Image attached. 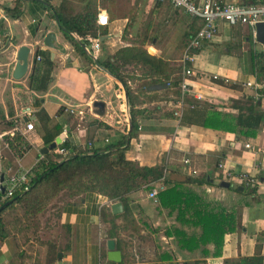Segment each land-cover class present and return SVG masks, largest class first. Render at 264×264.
I'll return each mask as SVG.
<instances>
[{"label": "crops", "instance_id": "crops-1", "mask_svg": "<svg viewBox=\"0 0 264 264\" xmlns=\"http://www.w3.org/2000/svg\"><path fill=\"white\" fill-rule=\"evenodd\" d=\"M136 1L154 11L151 38L145 42L148 53L170 67L179 65L199 20L178 10L182 42L180 37L161 41L152 35L160 29L158 14L170 3ZM51 6L64 7L63 0H0V174L5 179L12 171L30 169L44 154L45 133L57 132L55 141L66 139L69 151L105 150L127 138L130 105L138 128L127 139L125 157L138 166H160L163 176L129 192L126 207L95 190L65 195L62 189L50 203L49 243L17 244L4 227L0 264H228L256 251L264 264V119L254 136L244 134L247 126L237 123L251 105L264 113V49L255 38V27L219 21L216 35L185 61L189 75L182 66V73L178 69L170 75L178 85L169 87L152 81L156 73L128 79L130 103L121 81L97 64L133 45L131 32L123 37L125 17L114 23L109 18L108 26H101L107 32L98 35L100 50L94 58L82 47L75 48ZM49 32L55 35L56 48L44 44ZM20 46L29 49L28 66L15 79ZM183 80L188 92L181 91ZM96 101L104 104L102 110L94 106ZM214 112L230 119L236 131L204 127ZM26 120L33 123V131H25ZM16 125L18 131L13 132ZM16 135L28 142L26 151L2 146L4 136ZM242 175L255 179L253 190ZM172 187L194 196L183 214L182 202L170 206L159 199L161 191ZM152 189L157 190L155 197L149 196ZM115 202L121 203L118 212L112 208ZM196 207L234 215L235 229L224 234L219 254L212 242L199 240L202 227L192 215ZM110 239L120 262L108 259Z\"/></svg>", "mask_w": 264, "mask_h": 264}, {"label": "trees", "instance_id": "trees-1", "mask_svg": "<svg viewBox=\"0 0 264 264\" xmlns=\"http://www.w3.org/2000/svg\"><path fill=\"white\" fill-rule=\"evenodd\" d=\"M262 1L264 0H253L243 3H257ZM66 2V0H63L64 6ZM90 7V4H86V6L83 7L82 12L67 17L64 14L65 8L63 6L57 8L51 6L63 33L70 39L77 49H81L82 45H84L86 41L77 40L72 35L73 33H76L80 37H84L87 34L98 36L103 33L99 29L102 27L96 23L97 11H92ZM194 19L199 21L197 29L194 31L193 35L201 26L200 19ZM129 56H131L132 59H136L139 62L150 66V70H153L152 76L157 74L158 77L154 81L155 84L158 83L161 87H169L171 84L178 85V80L177 82H171L170 79V75L178 69L170 67L168 62H165L156 56L150 55L145 49L135 46L121 48L113 55L112 58H109L106 61L98 60L97 64L121 81L130 103V88L127 86V82L123 76L118 72V67L116 66L119 59L123 60L124 63L125 61H129ZM256 105L258 104L256 103ZM237 108L239 109V107ZM247 112L248 115L244 118V120L240 118L242 114L239 115L237 123L240 122V124L247 126V130L244 131V134L254 136L260 126V122H263L264 113L256 111L252 105L247 108ZM129 113L131 127L129 133L127 134V138L118 143L109 145L105 150H95L91 153L70 151L71 154L61 161L56 160L57 157L55 156V147L49 152L44 153L45 160L40 161L31 169L32 177L29 189L24 192H16L11 198H5L1 201L0 238L6 236L4 231L5 225L2 219V215H4L6 210L12 209L16 204L23 203L24 207L30 213L35 215V213L39 212L43 208L49 198L55 196L65 187L69 186L71 188L72 185L70 183L73 181L75 182V180L80 181L85 177H90L91 180L97 181L100 185H95V187L85 186V189L82 191L95 190L101 192L110 199L121 201L126 207V195L129 192L137 190L143 185L162 178V167L138 166L135 162L126 159L124 151L127 147V139L134 137L138 128L137 120L133 116V110L130 105ZM229 120H227V118H222L219 113L214 112L207 116V120L204 122L203 126L229 132L236 131V127L232 126ZM213 121L218 122L213 123ZM56 135L57 132L54 134L45 133L43 137L46 147L50 146L55 141ZM14 137L15 139L13 137L4 136L2 146L5 144L17 152L26 151L29 148L28 142L22 136L16 135ZM63 146L68 148L66 141L63 143ZM10 173H13V171ZM251 190H253V188ZM79 191L80 190H76V192ZM192 196L193 195L179 192L175 187L165 189L159 193V199L163 205L174 206L176 203L182 202L184 205V207H182V214L184 213L185 208H188L189 205H191L190 200L194 197ZM0 199H2L1 191ZM11 199L15 200L7 204V202ZM193 209L194 212L192 215L196 217L197 223L202 227L199 240L202 242H212L217 248L215 254H219L223 245L224 234L234 231L235 229L234 215L226 214L223 210L213 211L199 209L198 207ZM189 240H187V242ZM193 242H197V240L193 239ZM227 262L228 264H262V255L260 252L256 251V253L252 256L240 257L238 260H229ZM186 264L202 263L200 261H195Z\"/></svg>", "mask_w": 264, "mask_h": 264}, {"label": "rangeland", "instance_id": "rangeland-1", "mask_svg": "<svg viewBox=\"0 0 264 264\" xmlns=\"http://www.w3.org/2000/svg\"><path fill=\"white\" fill-rule=\"evenodd\" d=\"M86 4H90L92 11H97L98 7L106 9L109 18L113 21V23L114 21H118V19L125 17L126 24L125 27L122 28L124 39L128 38V36L126 37V34L131 32L133 34L132 47L135 46L147 51L145 42L151 38L150 29L153 22L154 13L153 10L146 7L147 5L145 6L142 3L140 6H138L139 4L136 0H71L65 3L64 14L67 17L76 15L83 11V7L86 6ZM181 13L167 4L165 11L161 14H158L160 25L158 34L155 33L152 36H155L159 39L161 38V41L164 39L171 42L180 37L179 40L182 42V32L179 30V24H182ZM113 23L112 25H115ZM99 29L103 33L107 32V30H104L103 28ZM180 42L177 43L178 46L180 45ZM128 60V62L125 61L124 63L123 60L119 59L116 63L118 72L123 76L126 82L128 79L134 81L135 77L137 76L138 78H145L146 75H150L152 77L151 71L153 70H149L150 66L141 62V66H138L139 61L137 60L138 63H135L134 67L131 69L127 67V64L132 65L136 59H132V57L129 56ZM173 66V68L180 69L179 73H182V61L179 65L177 64ZM131 72L133 73L131 74ZM152 81L154 82L155 79ZM127 86H129L128 83ZM70 184L72 187H65V190L62 191L63 194H72L76 192V190L82 191L85 189V186L95 187V185H100V183L97 181L91 180L90 177H85L80 181L75 180V182L73 181ZM58 193L55 196L49 198L43 208L39 212L35 213V215L30 213L24 207L23 203L16 204L12 209L6 210L4 215H2V219L8 237L13 236V241L17 244L22 243L25 245L30 240H32L37 246H43L45 243H47L48 241H46V239L49 237L51 228V213L53 212L51 210L50 203L54 200ZM2 200L3 199H0V203ZM34 244H30L29 246H34Z\"/></svg>", "mask_w": 264, "mask_h": 264}, {"label": "built area", "instance_id": "built-area-1", "mask_svg": "<svg viewBox=\"0 0 264 264\" xmlns=\"http://www.w3.org/2000/svg\"><path fill=\"white\" fill-rule=\"evenodd\" d=\"M156 2L167 1L170 5L192 18L200 19L201 26L191 36L183 57V72L185 75H189L190 71L186 66L185 61L191 59L193 50L199 49L204 42L211 40L218 32V22H224L230 26L247 25L254 28L257 22L264 21V1L257 3H237V2H222L219 0H200L195 2L193 0H155ZM110 20L108 13L105 9H100L96 14V23L99 26H108ZM77 40H84L86 43L83 45V49L89 55L96 58L97 53L100 50V39L98 36H92L87 34L84 37L78 36L76 33L72 34ZM36 59L39 60L40 56L36 55ZM181 91L188 92V84L183 80L181 84ZM82 114V111L78 112ZM17 124V120L15 121ZM25 131H33V123L29 120L25 121ZM18 131L17 125L13 128V132ZM64 133V132H63ZM64 133V137H65ZM66 139H61L55 147V156L57 161H61L67 158L71 152L69 148L63 146ZM248 146V145H246ZM45 160L44 154H40L33 166L30 169L19 170L10 173L6 176L3 182H0V191L2 199L11 198L16 192L27 191L30 187L32 172L31 169L40 161ZM246 181L248 187L255 185V179L241 176ZM157 190L152 189L149 193L150 197H155Z\"/></svg>", "mask_w": 264, "mask_h": 264}, {"label": "water", "instance_id": "water-1", "mask_svg": "<svg viewBox=\"0 0 264 264\" xmlns=\"http://www.w3.org/2000/svg\"><path fill=\"white\" fill-rule=\"evenodd\" d=\"M57 18V17H56ZM255 38L256 40L263 45L264 49V21L263 22H257L255 24ZM55 40V35L52 32H49L44 39V44L50 48H56V44L54 43ZM84 46L82 45V48ZM28 54H29V49L26 46H20L17 52L16 56V63L13 68L12 76L15 79H20L26 72L27 66H28ZM54 54L51 53V57L53 58ZM94 106L97 109H103L104 104L100 101H96L94 103ZM98 114H102V112H97ZM57 142H53L50 146L44 147L41 152L46 153L49 150L53 149L56 147ZM4 181V175L0 174V182ZM222 185H227V183H222ZM15 199H11L10 201L7 202V204L13 202ZM113 211L118 212L121 210V203L120 202H115L112 206ZM107 248L109 249L108 253V259L110 261L114 262H120L121 256L120 252L114 249V240L110 239L107 242Z\"/></svg>", "mask_w": 264, "mask_h": 264}]
</instances>
